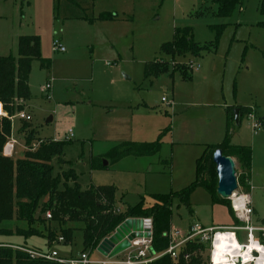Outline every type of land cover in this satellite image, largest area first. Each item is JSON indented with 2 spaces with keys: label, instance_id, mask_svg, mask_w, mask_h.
Listing matches in <instances>:
<instances>
[{
  "label": "rangeland",
  "instance_id": "1",
  "mask_svg": "<svg viewBox=\"0 0 264 264\" xmlns=\"http://www.w3.org/2000/svg\"><path fill=\"white\" fill-rule=\"evenodd\" d=\"M261 2L245 0L228 17H220L215 0H0V55L19 58V39L37 37L41 57L51 61V69H42L39 61H33L32 99L25 108L20 104L23 110L15 107L12 113L7 112L10 118L23 112L32 119H14L12 133L17 145L12 160H22L26 152L56 140L64 144V155L52 162L54 176L73 169L82 190L96 185L114 187L116 203L124 207L136 208L142 202L150 207L153 196L183 190L195 180L197 159L209 147L223 143L230 111L235 117L236 109L249 108V114L259 118L258 110L264 119V30L258 27L264 22ZM104 13L116 14L118 19L97 21ZM218 26L223 27V33L214 52L175 58L161 51L164 44L173 41L176 29L191 28L195 42L203 47L215 41ZM54 40L62 43L66 53L53 51ZM156 60L169 71L157 79H146L145 66ZM190 64L199 67L198 71ZM48 83L52 89L46 92ZM248 115L234 120L231 145L254 151L251 181L245 176L249 180L242 183L245 170L234 161L238 190L244 193L252 185L250 195L257 212L253 223L262 226L264 127L255 133ZM69 130L74 131L71 141L66 139ZM162 132L163 149L153 162L139 160L136 165L134 157L118 164L109 161L107 153L114 146L123 142L152 144ZM27 138L33 140L29 147ZM170 158L172 175L160 162ZM68 185L73 187L74 183L69 181ZM210 200L206 190L197 189L190 199L192 213L175 200L173 230L187 235L191 224L198 221L195 211L205 227L232 225L228 209L218 206L213 211ZM48 212L39 211L36 217L46 220ZM241 225L238 221L231 227ZM18 228L25 230L16 221L1 226V233L14 237L0 235V242L26 243L29 247L42 243L40 238H19L15 235ZM237 234L238 242L246 243V233ZM59 237L60 233L43 239L46 245L57 247ZM82 244V233L77 231L66 246L81 253ZM204 246L201 264H211L210 245ZM93 257L100 259L101 255L95 252ZM124 258L121 254L118 259Z\"/></svg>",
  "mask_w": 264,
  "mask_h": 264
},
{
  "label": "trees",
  "instance_id": "2",
  "mask_svg": "<svg viewBox=\"0 0 264 264\" xmlns=\"http://www.w3.org/2000/svg\"><path fill=\"white\" fill-rule=\"evenodd\" d=\"M92 2L100 0H89ZM245 0H218L217 15L228 17L235 6L242 5ZM260 14L264 16V0L261 2ZM115 14H101L96 20L101 22L116 21ZM258 27L264 30V22ZM215 41L209 45L200 46L195 42L192 29H176L173 41L164 44L161 51L172 57H184L188 54L200 55L202 51L217 50L223 27L218 26ZM19 58L0 55V102L6 106V111L12 113L14 108L23 110L25 103L32 99L30 89L31 66L33 61H39L42 69H51V61L41 57V43L37 37H21L18 43ZM145 78H159L169 71L166 65L156 60L145 66ZM171 79L173 77L171 76ZM189 79L184 80H191ZM20 104H24V108ZM231 112V111H230ZM229 112L227 132L222 144L209 147L204 155L197 161L196 179L184 190L164 196H153L156 204L145 208L142 202L136 208H128L124 213L116 212V189L114 187H94L82 190L77 183V176L72 169L61 177L54 176L53 160L58 161L64 155V144L54 141H45L35 152H26L22 160L14 161L3 156V150L12 134L10 119H0V227L17 222L25 227L24 231L18 228L17 234L25 239L40 237L52 239L60 233L59 238L64 244L73 242L75 233L80 231L83 236V251L95 252L100 243L111 236L115 230L127 219L141 218L152 220V251L155 254L166 251L170 246V232L172 226V206L174 200H179L190 211V197L197 189L206 190L214 204H227L230 200L222 199L218 193V176L213 155L217 150L223 155L236 160L245 170L241 176L242 183L250 179L252 164V149L231 145L235 126L234 114ZM251 112L249 108L239 110V119ZM163 132L156 142L152 144H122L114 147L109 155L112 162H118L126 157H152L162 150ZM33 140L27 138L29 147ZM102 169V168H101ZM248 176V178H245ZM246 180V181H247ZM72 181L73 187L68 183ZM63 186V189L61 188ZM250 188L244 193L250 194ZM234 223H238L232 206L229 207ZM41 211H50L51 220L36 217ZM52 225L55 228L52 229ZM78 225L79 227H70ZM264 225V222H263ZM1 236L12 237L11 233H1ZM23 232V233H22ZM205 246L198 243H188L183 255L191 256V264H201ZM27 249V248H26ZM29 250V249H28ZM0 264H58L54 261L32 259L26 252L10 246L0 245ZM155 264H173L170 257L165 256Z\"/></svg>",
  "mask_w": 264,
  "mask_h": 264
},
{
  "label": "built area",
  "instance_id": "3",
  "mask_svg": "<svg viewBox=\"0 0 264 264\" xmlns=\"http://www.w3.org/2000/svg\"><path fill=\"white\" fill-rule=\"evenodd\" d=\"M52 47L55 53H66L65 47L58 40L53 41ZM190 67L191 69H193V71H198L199 69V67L195 68L193 64H190ZM51 89L52 86L50 83H48L45 86L44 91L49 92ZM162 102L168 104V101L166 99H163ZM4 118H8L10 120L12 119V121H14V119H19L25 122H30L32 120L29 115L23 112L18 113L14 118H10L5 109V106L0 102V119ZM248 118L249 120H251L252 130L255 133H258L263 129L264 123L260 118H256L255 116H253L252 113L248 115ZM69 134L71 137L73 136L72 131H70ZM16 145L17 142L13 140L12 135V137L9 138L8 143L4 147L3 156L6 158H13L15 154ZM250 190H252L251 185ZM230 201L232 209L235 213V217L242 224L241 226L227 227L224 229L221 227L204 229L200 224L195 223L191 226L189 234L183 238H181V232H171L170 247L163 254H155L152 251V238H140L133 240L131 242L130 249L123 253H127L125 259H118L120 255L112 259L103 256L102 259H95L92 255L94 252L91 253L90 251L81 252L77 257L68 259L60 257L58 253L53 250L33 251L19 247L15 249L26 252L32 259L54 261L58 264H155L157 260L165 256L170 257L173 262H177L178 264H190V254L186 253L183 255L185 246L188 243H198L203 245L205 243H208L211 248V264H214L212 252L214 251L213 248L218 238L220 239L222 237H225L226 235H231V237H233V239L237 241V232L242 231L246 233V243L241 244L240 247H242V250H239V253L242 252L243 254L241 258L236 259V262L233 264H255V260H258L260 258V254L254 252L251 247L253 244H257L261 248H264V225L258 226L254 225L253 223V217L255 216V213L252 205V200L249 194L242 193L237 190L236 193L231 197ZM46 219H52V215L50 212L46 214ZM59 242L63 243L64 239L59 238ZM95 252H97V249ZM248 255H250L251 257V262H249L248 258H246L248 257Z\"/></svg>",
  "mask_w": 264,
  "mask_h": 264
},
{
  "label": "water",
  "instance_id": "4",
  "mask_svg": "<svg viewBox=\"0 0 264 264\" xmlns=\"http://www.w3.org/2000/svg\"><path fill=\"white\" fill-rule=\"evenodd\" d=\"M235 118L239 119V110H235ZM51 120H49L50 122ZM213 162L216 165L218 176V195L225 200H230L238 190L236 177V164L234 159L223 155L217 150L213 155ZM152 220L141 218H130L125 220L109 238L104 239L97 248V252L106 258H115L131 247L135 239H151Z\"/></svg>",
  "mask_w": 264,
  "mask_h": 264
},
{
  "label": "crops",
  "instance_id": "5",
  "mask_svg": "<svg viewBox=\"0 0 264 264\" xmlns=\"http://www.w3.org/2000/svg\"><path fill=\"white\" fill-rule=\"evenodd\" d=\"M256 110V109H255ZM256 113H257V115L259 116V118L263 121V123H264V119L263 118H261L260 117V114L258 113V110H256ZM247 116V115H246ZM13 122L14 121H12V131H13ZM25 122V121H24ZM70 131H72V133H73V136L71 137L70 136V134H69V132ZM161 134V133H160ZM159 134V135H160ZM12 135H13V133H12ZM234 135H235V133H234ZM67 137H66V139L67 140H72L73 138H74V131L73 130H69L68 132H67V135H66ZM52 141H54V142H58V141H56V140H52ZM126 143H130V144H146V143H132V142H123L122 144H126ZM122 144H119V145H122ZM119 145H116V146H119ZM116 146H114V147H116ZM162 149H163V145H162ZM252 149V148H251ZM162 151V150H161ZM252 152H254L253 151V149H252ZM108 154V153H107ZM131 157H134V156H130V157H126V158H124V159H122V160H120V161H118V162H115V163H120V162H122V161H124V160H127V159H129V158H131ZM154 158H155V156H152V157H141V158H138V157H134V159H136V160H134V164H138V163H140L139 162V160H144V161H146V162H153L154 161ZM12 159V158H11ZM200 159V158H199ZM199 159H197V161L199 160ZM109 161L111 162V163H114V162H112L110 159H109ZM197 161H196V169H197ZM161 162V164H163V165H166V167L169 169V172H171V175H172V172H173V165H174V163H173V160H172V158H170V159H167V160H161L160 161ZM108 165V164H107ZM139 165V164H138ZM107 167V166H106ZM253 167H254V155H252V164H251V174H250V181H251V179H252V171H253ZM150 169H151V166H149V171H150ZM196 169H195V179H196ZM131 170V169H130ZM134 172H135V170H138V166L137 167H135L134 169H132ZM147 170V169H146ZM132 172V171H131ZM165 172V169L163 170V172H162V174ZM159 173H161V172H159ZM195 181V180H194ZM193 181V182H194ZM192 182V183H193ZM191 183V184H192ZM191 184H189V186L191 185ZM252 186V185H251ZM94 187H99V186H94ZM188 187V186H187ZM186 187V188H187ZM185 189V188H184ZM183 189V190H184ZM200 189H202V188H200ZM182 191V190H181ZM252 191H253V188H252V190H251V192H250V194L252 193ZM180 192V191H179ZM176 193H178V192H176ZM174 194V193H173ZM249 194V196L251 197V195ZM192 196V195H191ZM210 198H211V196H210ZM190 199H191V197H190ZM116 200H117V198H116ZM251 200H252V197H251ZM153 201H154V203L152 204L153 206L156 204V201L153 199ZM175 201V200H174ZM173 201V202H174ZM179 201V200H178ZM210 202H211V204H212V206H213V211H214V209L215 208H217L218 206H224V207H226L227 209H228V212H229V208L227 207V206H225V205H223V204H214L213 203V201H212V198H211V200H210ZM252 205H253V202H252ZM191 206V205H190ZM150 207H152L151 205H150ZM150 207H145V208H150ZM128 208H130V207H124V206H122V204L120 203V204H117L116 203V211L117 210H121V209H128ZM254 208V207H253ZM191 213L193 212V209L191 208V211H190ZM254 213H255V215H256V209L254 208ZM194 214H195V216H196V218H198V221L196 220V222H194V223H192L191 224V226L193 225V224H195V223H198V224H200L204 229H210V228H220V227H231L233 224H234V221H233V219H232V217H231V215H230V212H229V215H230V217H231V219H232V225H226V226H219V227H216V226H208V227H205L203 224H201L200 223V221H199V217L197 216V212L195 211L194 212ZM191 226H190V228H191ZM174 230H173V228H172V226H171V232H173ZM190 231V230H189ZM170 232V233H171ZM238 233V232H237ZM182 234V233H181ZM188 234H189V232H188ZM187 234V235H188ZM187 235H183L182 234V237L181 238H183V237H185V236H187ZM14 237V236H13ZM13 237H9V238H13ZM19 238H22V237H19ZM34 238H40V237H34ZM237 238H238V234H237ZM27 239H25V241H26ZM40 240H42V243L39 245V244H34L32 247H29V246H27V244L25 243V244H18V243H9V242H0V245H6V246H11V247H19V248H27V249H34V250H42V251H47V250H54V251H56L57 253H58V255L60 256V257H62V258H75V257H77L80 253H73V251L71 252L70 250H69V247L68 246H66L65 244H64V242L62 243V242H59V240H58V242H57V247H50V246H48V245H46L45 244V242H44V240L45 239H43V238H40ZM181 240V239H180ZM237 242H238V240H237ZM240 245L241 244H245V243H240V242H238ZM63 246V247H62ZM60 247V248H59ZM170 247V246H169ZM61 248H63V249H61ZM169 249V248H168ZM167 249V250H168ZM166 250V251H167ZM166 251H164V252H162V253H159V254H163V253H165ZM95 253V252H94ZM93 253V254H94ZM92 254V255H93ZM122 255H126L127 256V253L126 254H122ZM103 257L101 256V258L100 259H102ZM125 259V258H124Z\"/></svg>",
  "mask_w": 264,
  "mask_h": 264
},
{
  "label": "bare ground",
  "instance_id": "6",
  "mask_svg": "<svg viewBox=\"0 0 264 264\" xmlns=\"http://www.w3.org/2000/svg\"><path fill=\"white\" fill-rule=\"evenodd\" d=\"M241 245L231 237V235H226L225 237L218 238L216 241L212 258L214 264H233L236 262V259L241 258L242 252L239 253V250H242ZM251 249L254 252L260 254V258L255 260V264H264V248H261L257 244H253ZM249 254V253H248ZM248 261L251 262V257L248 255Z\"/></svg>",
  "mask_w": 264,
  "mask_h": 264
}]
</instances>
